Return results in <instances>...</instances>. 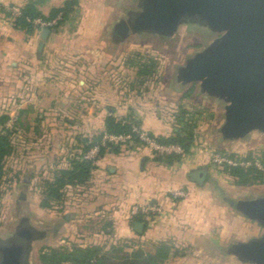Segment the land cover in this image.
<instances>
[{
    "label": "rangeland",
    "instance_id": "374dc122",
    "mask_svg": "<svg viewBox=\"0 0 264 264\" xmlns=\"http://www.w3.org/2000/svg\"><path fill=\"white\" fill-rule=\"evenodd\" d=\"M127 1H120L116 20L125 15ZM5 11L9 14L8 18L15 22L16 15L7 11L6 7ZM108 34L106 40H109L111 46L113 40L110 32ZM218 35L201 26L185 24L172 37L134 35L122 43L114 42V47H109V52L113 53L115 58L124 60V64L117 66L114 75L120 100L127 102L131 100L134 108L138 106L136 103L149 100L159 112L174 110L177 129L188 130L189 125L194 126L195 138L191 152L194 149L196 152L208 151L213 198L217 203L227 206L229 212L225 227H215L211 239L202 237L199 240H169L179 250V255L160 264H248L229 255L227 248L233 241L252 234L254 228L251 225L246 228L245 224L241 223L243 220L235 216L221 195L222 193L236 197L262 195L264 183L257 182L252 175L246 176L248 182L239 181L240 177L230 176L227 173L228 169L225 170L226 166L214 162L210 154L222 153L227 157L242 159L251 155L252 159L257 160L264 168V134L253 131L243 139H222L219 127L223 122V103L202 94L197 83L182 85L176 81L177 67L210 44ZM151 61L155 65V73L150 77L141 76L139 71L142 64ZM26 93L18 97L0 96V132L7 133L12 143L11 153L6 159V176L1 184L0 235L10 232L11 226L17 222L19 211H22L33 223L41 227H51V236L48 239L35 242L31 255L32 264H45L40 259L42 250L65 248L71 251L75 244L81 247L101 246L104 251L114 256L116 261L136 251L154 252V244L147 245L137 236L117 237L110 222L111 214L103 207H98L97 202L99 189L95 168L102 149L106 151L108 147L114 146L143 145L133 141L101 146L98 157L89 160L95 165L89 178L83 183L67 186L62 200L59 202L51 200L52 206L44 207L47 184L54 181L55 172L62 168H72L76 160H85L83 156L87 151L85 149L87 144L100 143L107 131L99 129L89 133L81 128H71L65 125V117L60 112L56 114L32 112L29 102L33 104V99ZM18 104L22 105L20 110ZM41 112L44 116L42 119ZM5 116H8V120L2 124L1 119ZM128 116L116 118L137 120ZM45 117L50 118L48 125L43 123ZM134 124L151 134L143 129L139 122L136 121ZM85 139L88 141L85 142ZM194 175V178H201L198 173ZM158 205L162 208L160 204ZM163 212L162 208L161 213L153 215H161ZM66 215L69 218H66ZM130 217L132 219L133 216L130 214ZM245 229L250 233L247 234Z\"/></svg>",
    "mask_w": 264,
    "mask_h": 264
},
{
    "label": "crops",
    "instance_id": "0c3cea01",
    "mask_svg": "<svg viewBox=\"0 0 264 264\" xmlns=\"http://www.w3.org/2000/svg\"><path fill=\"white\" fill-rule=\"evenodd\" d=\"M30 1L47 16L67 0H0V96L18 97L27 92L33 99V104L29 102L32 112H60L65 125L89 133L103 131L109 115H129L158 137L172 136L178 130L174 110L159 112L149 100L134 108L131 100H120L114 75L124 60L109 52L115 44L110 46L106 37L121 0H78L66 23L50 31L41 52V30L26 33L5 11L8 5L22 8ZM17 107L20 110L22 105ZM49 122V117L43 119L44 124ZM207 152L194 149L181 161L168 164L141 145L108 147L95 173L98 207L111 214L114 234L137 236L155 245L163 240L211 239L215 227H225L229 212L213 198ZM195 173L201 178H194ZM175 190L184 195L174 197ZM149 201L160 204L164 212L144 217L146 225L134 222L129 214L132 205Z\"/></svg>",
    "mask_w": 264,
    "mask_h": 264
},
{
    "label": "water",
    "instance_id": "95a60500",
    "mask_svg": "<svg viewBox=\"0 0 264 264\" xmlns=\"http://www.w3.org/2000/svg\"><path fill=\"white\" fill-rule=\"evenodd\" d=\"M125 4V15L110 29L115 43L143 34L172 37L185 24L218 33L177 67L176 81L197 83L202 94L223 103L222 139H243L253 131L264 134V0H128ZM49 34V28L41 30L38 52ZM221 196L235 216L254 228L249 236L230 243L227 253L244 263L264 264V194ZM50 228L19 211L10 232L0 235V264H32L35 242L48 239Z\"/></svg>",
    "mask_w": 264,
    "mask_h": 264
},
{
    "label": "trees",
    "instance_id": "16d2710c",
    "mask_svg": "<svg viewBox=\"0 0 264 264\" xmlns=\"http://www.w3.org/2000/svg\"><path fill=\"white\" fill-rule=\"evenodd\" d=\"M77 6L78 0H67L62 7L52 9L50 14L46 16L36 8L33 1H30L21 8V13L15 17L14 23L19 29L31 34L35 30H39V27L32 22L33 19L41 18L45 21L56 20L54 25L49 26L50 31L55 32L66 23L70 15L76 10ZM58 16H60L59 19ZM154 73L155 65L152 61L143 63L139 71V74L143 77H150ZM183 112H186V110H183ZM7 120L8 116H5L1 119V123L5 124ZM134 123H136V121L132 119L119 120L114 115H109L105 119V129L109 133H128L132 130V124ZM193 128L194 126L191 124L189 125L188 130L180 128L172 136L158 137L157 139L165 144H180L185 149V154L157 156V159L165 161L168 164H172L175 161H181L186 154L191 152V149L194 146L195 131ZM86 141L88 140L85 139V142ZM135 141H137V139H135ZM93 145L94 143H89L85 149L89 150ZM11 150L12 143L9 135L0 132V199L2 196L1 184L6 176V159L10 155ZM104 152L105 150L102 149L99 156ZM244 159L253 160L251 155L246 156ZM94 166L95 165L92 164V161L76 160L73 162L72 168H62L55 172L54 181L47 184V195L43 202V206L49 208L52 206L51 200L57 202L62 200L67 191V186L86 181ZM226 169H228L227 173L230 176L234 178L240 177L239 181L248 182L246 176L252 175L257 182L264 183V168L260 169L255 165H251L248 168L226 165L225 170ZM153 214L154 213L152 212L140 213L133 216L132 219L134 222L144 223L146 225L144 217L147 215L152 216ZM177 255H179V250L175 248L174 244L169 240H163L155 244L154 252L146 253L143 251H136L134 254L126 255L122 260L118 261L114 260V256H111L109 252L104 251L101 246L81 247L76 244L73 245L71 251H68L65 248H50L42 250L40 259L45 264H62L64 262H70L71 264H160V262Z\"/></svg>",
    "mask_w": 264,
    "mask_h": 264
},
{
    "label": "built area",
    "instance_id": "2783aa9c",
    "mask_svg": "<svg viewBox=\"0 0 264 264\" xmlns=\"http://www.w3.org/2000/svg\"><path fill=\"white\" fill-rule=\"evenodd\" d=\"M7 11L18 16L21 13V8L19 6L8 5L6 7ZM60 16H58V19ZM30 20V19H28ZM32 22L39 27V30L43 28H49L56 23V20L45 21L41 18L33 19ZM137 139V142H140L144 147L149 148L153 154L158 156H168L172 154H185V149L183 146L177 143L165 144L160 142L157 137L143 131L139 125L132 124V130L128 133H109L105 132L100 143L95 144L89 150H87L83 156L85 160H94L98 157L101 146L105 145H119L126 144L128 142H133ZM214 162H217L223 166H240V167H250L255 165L260 169H263V165L258 164L257 160H246L237 157L225 156L222 153H211ZM174 197L184 195L183 191H176L173 193ZM162 208L157 203H146V204H134L131 208L130 214L136 216L140 213H161Z\"/></svg>",
    "mask_w": 264,
    "mask_h": 264
}]
</instances>
